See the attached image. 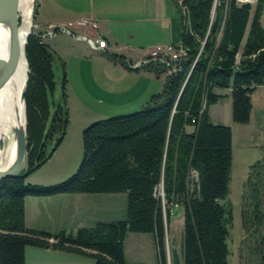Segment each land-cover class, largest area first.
Instances as JSON below:
<instances>
[{
	"label": "trees",
	"instance_id": "obj_1",
	"mask_svg": "<svg viewBox=\"0 0 264 264\" xmlns=\"http://www.w3.org/2000/svg\"><path fill=\"white\" fill-rule=\"evenodd\" d=\"M174 1L185 11L180 69L166 74L161 91L151 94L139 109L84 127L76 170L49 185L25 183L24 178L47 158L42 150L54 122L64 127L67 121L65 77L62 72L61 98L44 135L54 107L47 98L53 83L51 52L37 33L27 36L25 136L31 150L26 169L0 179V264H24L25 246L88 255L93 264H146L125 261L127 232L152 234L157 264H167L165 226L173 205L182 217L181 264H227L231 131L212 123L207 109L222 97L214 90L228 88L232 122L248 121L250 96L264 84L263 0L255 2L251 15L250 5L233 0ZM146 70L163 72L158 65ZM62 134L54 139L50 153ZM38 148L40 159L31 166ZM262 183V165L256 161L247 168L240 194L241 251L248 264H264ZM121 192L126 196L123 220L98 221L55 234L24 225L25 196Z\"/></svg>",
	"mask_w": 264,
	"mask_h": 264
},
{
	"label": "crops",
	"instance_id": "obj_2",
	"mask_svg": "<svg viewBox=\"0 0 264 264\" xmlns=\"http://www.w3.org/2000/svg\"><path fill=\"white\" fill-rule=\"evenodd\" d=\"M183 16L182 8L174 0H34L32 31L39 33L48 26L61 25L69 26L77 36L101 38L105 44V52H96L89 48L84 40L65 34L71 43L85 44L90 50V57L82 59L95 64L103 95L124 101L129 108H137L143 105L151 94L159 91L161 79L158 74L146 69L127 68L117 59L132 63L142 58L153 47L178 44ZM82 21L94 23L95 28H91L87 23L78 24ZM55 38L56 36L45 42L53 53L60 50ZM262 86L264 84L257 86L254 91ZM214 91L223 94L225 99L229 93L228 88ZM218 101L208 107V117L212 123L227 124L226 119L220 121L217 114L216 118L212 117V107ZM112 195L115 194L63 193L31 196L33 198L27 205L24 197V225L30 229L44 228L30 225L31 222H42L47 224L48 228L36 230L55 234L60 230L73 231L79 227H89L98 221H116V218L123 220L125 215L122 208L117 215L119 217L115 215V196ZM167 226V264H181V244L170 240ZM127 237L132 243L129 254L124 250ZM146 246H153V249L150 251ZM41 255L56 258L60 261L57 264H93L88 255L33 246L24 247V264H52L41 259ZM123 257L126 262L157 264L152 234L126 233L123 239Z\"/></svg>",
	"mask_w": 264,
	"mask_h": 264
},
{
	"label": "rangeland",
	"instance_id": "obj_3",
	"mask_svg": "<svg viewBox=\"0 0 264 264\" xmlns=\"http://www.w3.org/2000/svg\"><path fill=\"white\" fill-rule=\"evenodd\" d=\"M254 4L250 5V15L252 13ZM31 5V26L29 29L30 34L33 32L32 24L34 0H31ZM260 24L264 31V0L262 3ZM45 30L46 28L42 31ZM55 36L56 44L57 46L59 45L60 50H57L56 53H53L49 48L51 52L50 69L53 83L51 85L50 91L47 92V98L49 100V104L53 103L54 105L53 109L51 108L52 113L53 110L56 111L57 102L61 98L60 81L63 72L65 77L63 93L64 105L67 110V121L64 127L61 126L60 121L54 122L53 129L50 131V136L47 137L46 143L42 150L44 152L43 154L47 158L38 167L30 171L25 176L24 182L29 184L49 185L59 182L70 176L76 170L81 159V131L84 127L98 119H103L113 115L126 114L137 110L142 106H138L137 108H129L126 102L116 100L114 97L108 98L107 96L103 95L102 87L100 85V78L97 75L98 73L97 69H95V64L89 61H83L84 59H82L83 57L86 58L89 56L90 50L87 49L85 44L71 43V41L66 39V35L64 33H57ZM158 75L161 79L160 88L158 91L160 92L166 73L160 72ZM224 97L225 96L222 94L220 101H218V103L212 107L211 114L213 118H216L215 114H217L220 121H225L224 119H226L227 124L223 125L230 127L232 134L231 166L226 195V199L228 200L231 210V223L228 227V236L226 239L228 248L227 264H248V261L242 259L244 252L241 251L243 233L239 224L240 194L248 166L255 163L256 161H259L262 165L263 173L262 201L264 211V86L256 89V91H254L253 95L250 97L251 107L249 118L246 123L232 122L230 117L229 93L226 99ZM46 127L47 125L45 126L44 135L47 133ZM60 131H63L62 138L50 153L52 143L54 139L60 135ZM30 150L31 148H28L26 145V168L29 161L28 153ZM37 151L39 152L30 161L31 166L36 164L40 159L39 155L41 151L39 148ZM114 194L115 195L112 196H115V208L117 210L115 212L116 217H119L117 215L120 214L121 208L122 211H124L123 215H125V193L121 192ZM31 198L33 197L25 196L26 205L28 204V201L31 200ZM169 213V221L166 225L169 226V235L171 237L170 240L173 239L175 243L181 244V210L179 208L171 207ZM116 219L119 220L121 218ZM30 225L48 228V226H46L47 224L37 221L31 222ZM127 234L134 233L127 232ZM164 239V244L166 247L167 237ZM131 247L132 243L127 237L124 241V250L126 254H129ZM146 247V249H149L150 251L153 249V246ZM40 258L44 259L45 262H50L52 264H57L60 262L56 258L50 257L48 255H41Z\"/></svg>",
	"mask_w": 264,
	"mask_h": 264
},
{
	"label": "bare ground",
	"instance_id": "obj_4",
	"mask_svg": "<svg viewBox=\"0 0 264 264\" xmlns=\"http://www.w3.org/2000/svg\"><path fill=\"white\" fill-rule=\"evenodd\" d=\"M31 0H18L16 31L19 44H24L30 29ZM12 26L10 20L0 21V60L6 61L10 51ZM27 61L21 54L15 68L3 77L0 67V170L10 168L17 156V134L23 130L24 104L22 92L26 79Z\"/></svg>",
	"mask_w": 264,
	"mask_h": 264
},
{
	"label": "built area",
	"instance_id": "obj_5",
	"mask_svg": "<svg viewBox=\"0 0 264 264\" xmlns=\"http://www.w3.org/2000/svg\"><path fill=\"white\" fill-rule=\"evenodd\" d=\"M235 4L242 5V4H254L257 0H233ZM215 3V0L213 1ZM183 13H185L184 9L182 8ZM87 23L90 25L91 28H95L94 23L88 22H78V24L82 25ZM57 33H64L66 35L72 36L77 39H82L86 42L89 48L105 52V44L104 41L99 37L88 38L84 36H77L71 30L69 26H48L45 31H41L37 33V36L40 42L45 43L48 39L54 37ZM185 57V51L180 45L178 44H169L166 46H156L149 49L146 54L135 62H128V61H121L124 66L130 69H146L152 65H158L163 68V72L166 74H172L180 69V62ZM172 207H176L173 205Z\"/></svg>",
	"mask_w": 264,
	"mask_h": 264
},
{
	"label": "water",
	"instance_id": "obj_6",
	"mask_svg": "<svg viewBox=\"0 0 264 264\" xmlns=\"http://www.w3.org/2000/svg\"><path fill=\"white\" fill-rule=\"evenodd\" d=\"M17 3H18V0H0V21L5 18H8L12 26L11 39H10V51H9L8 59L6 61L0 60V67L2 68L3 77L7 76L9 73L12 72V70L15 68L17 64L21 51L23 53V49H24V44L22 45L19 44V39H18L17 31H16L17 30L16 29ZM29 34L30 32H28L25 38H27ZM24 43H25V40H24ZM26 83H27V76L25 79V84H24V88L22 92V99L24 98ZM23 104H24V101H23ZM54 115H55V110H53V112L51 113L49 117L46 131L48 130L49 125L51 124ZM25 147H26V141H25V117H24L23 130L17 134V156L15 159V162L10 168L5 169V170H0V179L5 178V177H16L21 171H23L26 168Z\"/></svg>",
	"mask_w": 264,
	"mask_h": 264
}]
</instances>
